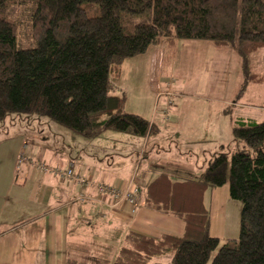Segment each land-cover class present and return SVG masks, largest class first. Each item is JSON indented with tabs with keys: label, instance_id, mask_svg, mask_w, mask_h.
<instances>
[{
	"label": "trees",
	"instance_id": "trees-1",
	"mask_svg": "<svg viewBox=\"0 0 264 264\" xmlns=\"http://www.w3.org/2000/svg\"><path fill=\"white\" fill-rule=\"evenodd\" d=\"M87 5L99 15L89 16ZM21 11L31 47H21ZM176 40L231 48L243 75L239 92L264 83L250 58L264 50V0H0V122L33 114L86 139L152 135L156 128L125 111L126 97L111 83L125 60L152 47H163L165 63ZM232 135L245 148L230 153L229 166L228 155L216 153L197 179L161 173L147 186L146 204L174 215L181 234L129 231L113 259L95 255L91 264H158L166 256L163 264H264V120H237ZM223 186L240 205L239 231L220 240L210 235L203 197Z\"/></svg>",
	"mask_w": 264,
	"mask_h": 264
},
{
	"label": "crops",
	"instance_id": "crops-1",
	"mask_svg": "<svg viewBox=\"0 0 264 264\" xmlns=\"http://www.w3.org/2000/svg\"><path fill=\"white\" fill-rule=\"evenodd\" d=\"M185 41L183 44L186 45L185 47L196 51L202 50L205 45L203 41ZM225 49H230L229 51L234 53L231 48ZM158 50L160 49L148 50L142 55L125 60L123 65L127 61H137L135 64L139 68H148L150 74L151 58L158 57ZM206 50L210 52L208 49ZM204 54L207 52L205 51ZM123 65L120 81L125 77ZM162 74L155 77L159 81V85ZM263 84H254L255 89H253L262 99L260 104L249 103V101L243 103L237 99L234 102L228 101V105L218 100L215 103L216 113L212 115L211 113H203V120H199L195 116L193 118L191 116L178 118L176 114L171 112V115L166 119H163L162 116L159 117L161 114L157 116L155 111L149 117H143L139 113L138 115L148 120L156 128V137H171V143H175L176 139L182 137L205 138L206 136H216V134L226 136L230 132L232 135L235 120L257 122L258 119L252 118V114H249L251 117L249 115H247L248 117L244 116L241 112L239 115L234 114L235 120L233 119V121L229 117L234 110L243 111L246 109L247 113L256 111L260 115L259 118L263 116ZM148 85L151 86L150 83ZM184 85L182 84L181 90H183ZM219 89L221 90V87L217 88V90ZM220 90L218 93H221ZM120 92L126 97V91L120 88ZM127 103L126 99L125 106ZM221 104L224 106L221 107ZM34 121H36L35 124L45 123L39 119H34ZM150 135L144 137L145 140L139 151H133L134 159L133 163L131 162L133 171L127 179H124L126 183L133 177L137 188L135 205L126 201H120V204L113 205L109 197L97 195L93 184L81 188L74 180H59L54 175L47 173L36 172L37 174H33L34 171L27 161L22 162L18 172L14 173L13 158L10 155H1V159H3L1 162L8 161L10 164L6 162L0 164V264H67L70 260L91 264L95 255L113 259L125 234L129 231L139 232L154 238L164 233L181 234L183 224L174 215L161 212L157 205L150 207L146 204V188L161 173H165L175 180L186 179L187 177H182L185 174L183 172L189 173L195 169L189 164H196L201 154L202 164H208L216 151L206 149L202 153H192L193 151L185 146L188 144L187 142L184 144V151L180 152L176 142L178 152L173 153L170 147L167 151L161 148L164 146L162 144L164 138L150 142ZM41 136L46 138L44 135ZM41 136L38 137V141L42 140ZM55 139L57 140L56 149L50 150L49 153L39 146L35 150V154H31L29 158L33 161L44 162L50 167L56 166L62 169L70 167L68 165H73L82 176L94 184L114 186L104 183L102 178L94 180L91 173L88 175V165L71 164L73 159L70 155V148L62 142L63 139ZM150 143L152 153L144 160ZM120 152L123 154V151ZM120 182L123 183L124 181ZM79 192L84 194L87 199L76 201L80 195ZM208 192L212 196V212H214V217L210 216V228L215 222H218L219 226L227 228L226 233L230 232V237H226L227 239L236 238L234 237L236 231L228 227L230 225L226 221V219L228 220L227 215L224 216L223 223L218 217L220 213L219 204L230 207L232 212L230 218L234 221V225L235 222L238 223L239 229L240 209L238 206L236 207V204L230 202L233 200L228 196V188L223 186L214 190H207L204 196ZM215 234L210 232L211 236ZM111 252L112 256L109 255Z\"/></svg>",
	"mask_w": 264,
	"mask_h": 264
},
{
	"label": "rangeland",
	"instance_id": "rangeland-1",
	"mask_svg": "<svg viewBox=\"0 0 264 264\" xmlns=\"http://www.w3.org/2000/svg\"><path fill=\"white\" fill-rule=\"evenodd\" d=\"M85 9L89 16L93 17L99 15L98 10L94 5H87L85 6ZM22 13V11L17 13V17L22 21L21 24L17 23L18 29L20 30L19 39L22 42L21 47H31L35 44L34 42L30 41L29 43L25 40V26L27 24V19L22 16ZM13 19L15 20V18ZM184 42L186 41L176 40L174 41L173 47L165 48L167 57L164 64V71V51L161 45L149 49H160L158 50V57L151 58L152 68L150 74L148 68H139V66L135 64L137 61H127L125 62V65L122 64L125 77L122 81H120V77L118 80H112L111 84L115 88L112 93L114 92L115 94L120 95V88L123 89V91H126L125 93L128 103L124 108L125 111L127 110L129 113L137 115L139 113L143 117H149V115L155 111L157 116L161 114L159 117L162 116L163 119L168 118L169 115H171V112L176 114L178 118L187 116L193 118V116H195L196 118H199V120H203V113H211V115L216 113L215 103L218 100L222 103H227L228 105V101L234 102L237 99H239V102L243 103H246L247 101L254 104L261 103L262 99L253 91V89H255L253 83H249L242 92H239L243 81V75L239 67L240 61L233 52L229 51L230 49L216 48L210 43L205 42L204 48L196 51L192 48L185 47L186 45H183L185 44ZM205 51L207 54H204ZM250 58L254 67V72L264 74V50L254 53ZM161 73L163 74L160 81L161 84L159 85V81L155 77ZM148 83H150L151 86H149ZM182 84H185L183 90H181ZM220 87L221 90H219L221 93H218L219 90H217V88ZM223 106L224 104H221V107ZM241 112L244 116L252 114V118H258L256 120L257 122L264 120V110L261 118H259L260 115L258 112L250 111L247 113L246 109H243V111L240 109L234 110L229 118L235 120L234 114L237 113V115H239ZM34 119H39L45 123L35 124L36 121H34ZM41 135L46 136L47 139ZM39 136H41L42 140L38 141ZM150 136V142L155 139L164 138L162 140L164 146L161 148L167 151L170 147L173 153L178 152L176 150V142L178 143V149L180 152L184 151V144L188 142L185 146L187 149L189 147V150L193 151L192 153H202V151L206 149H213L216 153H226L228 155V166L230 153L245 148L242 141H234L231 132L226 136L216 134V136H206L205 138L182 137L176 139L174 141L175 143L170 142L172 141L171 137H156L155 132ZM55 138H58L59 140L63 139L62 142L70 148V155L73 159L71 164L88 165V175L91 173L94 180L102 178L106 184L117 185L123 188L136 187L134 180L132 179L133 177L126 183L124 179H127L133 171L131 162L133 163L134 158L132 153L133 151H139L141 144L145 140L144 137L106 131L101 136L87 140L45 116L11 113L0 122V164H4L5 162L10 164L8 161L1 162L3 161L1 155H10L13 158L14 173H16V171L18 172L22 162L27 161L31 165V169L34 171L33 174H37L38 172L34 166L36 164L46 165V163L33 161L29 157L31 154H35V150L39 146L42 150L49 151V153L50 150L56 149L57 140ZM202 139L204 140L200 142ZM150 145L151 143L148 144L149 151L147 150L144 160L152 153V150L150 151ZM120 151H123V154H121ZM202 161L203 158L201 154L200 158L196 161V164H189L195 168L194 171L189 173L183 172V174H185H182V177L197 179L207 167V164H202ZM68 166L73 169L78 176V179L96 185L86 177L82 176L80 171H78L73 165ZM74 181L81 188L87 186V184H82L76 180ZM120 181L124 182L122 183ZM107 197L110 198L109 200H111L113 205L120 204L119 202L116 203L112 200L110 196ZM211 197L212 196L209 192L206 193L204 196V203L211 214L210 216L213 218L214 212H212L213 202ZM85 199L87 198L85 197ZM78 200L83 201L84 199H80L78 196L76 201ZM230 202L236 204V207L238 206L240 209L238 202ZM229 208L224 204H219L220 213L218 214V217L223 223V218L227 215L228 220L226 219V221L227 223L229 222L230 225L228 227L229 229L233 228V230L236 231L234 237H237L239 231L238 223L235 222L234 225V221L230 218L232 212ZM209 230L211 234L216 233L213 237H216L217 235L220 240H225L227 239L226 237H230V232L226 233L228 231L227 228L225 229V227L223 228V226H219L218 222H215ZM109 255L112 256V252L109 253ZM169 259V256H166L163 260H160V263L158 264L167 263Z\"/></svg>",
	"mask_w": 264,
	"mask_h": 264
},
{
	"label": "built area",
	"instance_id": "built-area-1",
	"mask_svg": "<svg viewBox=\"0 0 264 264\" xmlns=\"http://www.w3.org/2000/svg\"><path fill=\"white\" fill-rule=\"evenodd\" d=\"M35 169L40 174H51L55 177L61 179V180H76L80 183H84L88 185V181L78 179V176L75 174L73 169L71 167H67L64 169H61L59 167H50L45 164H36ZM95 189L97 191V195L100 196H110L112 200H114L116 203H120V201H126L128 203H131L132 205L136 204V194H137V188L136 187H127L123 188L121 186H109V185H100L96 184L94 185ZM80 199H85V196L80 194Z\"/></svg>",
	"mask_w": 264,
	"mask_h": 264
}]
</instances>
